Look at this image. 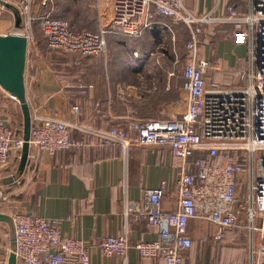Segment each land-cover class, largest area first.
Here are the masks:
<instances>
[{
	"label": "built area",
	"instance_id": "built-area-1",
	"mask_svg": "<svg viewBox=\"0 0 264 264\" xmlns=\"http://www.w3.org/2000/svg\"><path fill=\"white\" fill-rule=\"evenodd\" d=\"M34 1L18 0L14 5L22 16L28 40L34 39L32 24L37 22L31 15ZM249 2L250 11L240 12L229 6L227 15L217 19L210 12H193L184 0H110V24L101 25L99 30H77L65 18L50 15L39 19L49 48L86 56L104 52L110 33L141 36L155 15L166 16L174 24H184L190 29L183 68L186 107L179 116L136 119L127 127L105 129L31 113L30 146L37 152L55 155L72 147L87 146L84 137L73 136L72 126L92 136L95 146L119 145L124 154L135 145L166 149L181 162L175 178L178 206L174 211L162 208L167 180L157 187L146 188L143 215L157 229L158 238L136 243L126 235H107L91 244L80 237L63 235L58 218L15 212L12 216L17 264H92L94 246L104 256L122 257L124 262L134 248L143 258L183 264L193 244L192 220L214 225L217 231L213 237L219 240L227 230L239 226L243 214L251 230L247 264H264V0ZM3 8L0 4V17ZM213 20L231 22L235 28L234 42L248 47V64L232 70L230 84L208 79L212 62L200 56L196 26ZM77 89L88 94L91 85L80 81ZM71 111L77 115L80 106L74 104ZM23 144L19 128L0 120V168L21 158ZM242 152L243 158L239 156ZM219 156L225 159L224 163L213 162ZM36 160V153L30 151L27 165L35 164ZM1 176L0 170V179ZM241 187L246 190L242 196ZM124 211L128 214L130 206ZM10 251L0 244V254Z\"/></svg>",
	"mask_w": 264,
	"mask_h": 264
},
{
	"label": "crops",
	"instance_id": "crops-1",
	"mask_svg": "<svg viewBox=\"0 0 264 264\" xmlns=\"http://www.w3.org/2000/svg\"><path fill=\"white\" fill-rule=\"evenodd\" d=\"M49 1L52 2L34 1L36 18L44 15L56 17L49 11L53 10ZM184 3L196 13L210 12L217 19L227 15L229 6L241 12L251 9L249 0H184ZM221 23L232 25L218 20L206 23L204 40L198 30L200 56L212 62L208 79L230 84L229 79L225 81L220 74L246 66L248 47L234 42V30L217 38L219 32L216 31ZM5 33L0 27V34ZM190 37L186 25H176L170 18L157 15L139 37L109 35L107 41H110L113 52L92 59L104 57L103 60H107L111 56V66L102 74L99 68L81 73V81L90 84L91 89L88 94L80 95L75 93L70 81L61 79L45 62L30 66L31 52L42 42L29 40L25 79L31 113L105 129L127 127L136 119L177 117L186 107L183 68L185 47ZM184 38L185 45H182ZM74 104L80 106L77 115L71 111ZM21 116L18 100L0 85V120L18 127L23 136ZM71 132L74 137H84L89 144L55 155L37 152L30 146V151L37 156L35 164H26L24 171L20 172V158H17L0 168V212L13 215V211H20L58 218L63 235L80 237L91 244L107 235H126L132 243L157 239V229L143 215L145 189L157 187L162 180H167L162 208L176 210L175 178L180 172V160L159 147L135 145L124 154L119 145L95 146L92 136L83 134L74 126ZM127 205L131 209L128 214L124 211ZM243 220L246 221L244 214ZM201 222L216 229L208 222L192 220V238L200 233L195 226ZM258 240L256 233L255 241L258 243ZM0 244L10 248L9 227L3 221H0ZM207 252L208 248L193 251L191 246L183 264H206L202 259ZM9 254H0V264H8ZM91 257L92 264H167L162 258H143L134 248L129 250L126 262L122 257L104 256L95 246ZM247 257L249 246L243 245V264L248 263Z\"/></svg>",
	"mask_w": 264,
	"mask_h": 264
},
{
	"label": "rangeland",
	"instance_id": "rangeland-1",
	"mask_svg": "<svg viewBox=\"0 0 264 264\" xmlns=\"http://www.w3.org/2000/svg\"><path fill=\"white\" fill-rule=\"evenodd\" d=\"M4 1L11 3L14 6L15 2L18 0H4ZM50 5L53 6V10H49V11H51L54 15H56V17L65 18L66 20H68L69 24L74 29L77 30L78 29L99 30L101 28V25L108 26L112 18L110 0H52ZM31 15L36 18V15L34 13V8L32 10ZM41 17L42 16L37 18V22L33 21L32 24L33 25L32 33L34 39L42 42V45L39 47V45L37 44L38 48L35 51L31 52L30 66H34V65L36 66L42 61L45 62V65L47 64L53 69L57 68L59 71L63 73L65 77L67 78L71 77V79L75 77H80L81 73L85 72V70L87 69L91 72H94L96 68H99V71L102 74L104 73V71H106V68L107 69L110 68L112 63L110 62V60L112 59L111 56L108 57L107 60L109 61L107 62V60H103L104 57H101L99 59L94 58V60L92 59L93 57L102 56L101 54L93 55L90 57L79 53H65V52L54 51L51 48H49L46 44L45 36L40 26L39 19ZM14 20L15 18H14L13 10H11V8L4 6L2 16L0 17L1 30L7 33L12 32L14 30ZM206 25H207L206 23H200L196 26L197 30L200 31L203 40L205 38L203 36V33H204V29L207 28ZM231 30H235L233 24L227 25L221 23L219 25V31H216L219 32V34H217L216 36L217 38H222L225 36L224 35L225 32H229ZM112 34L113 33H110L109 35L112 36ZM185 38H187V36ZM185 38L183 40V44L182 41H180L182 45H185ZM109 42L106 46V52L111 51L112 53L113 50L110 47ZM90 60H92V62H90ZM42 64L44 65V63ZM233 69L235 68L221 72L220 74L225 81L227 80L228 82L229 79L228 83H231V75ZM210 70H208V73ZM19 121L21 123L20 125L21 128V126H23L22 116L21 118H19ZM242 158H243V152H242ZM245 191L246 190L243 189V187H241V189H239V195L242 196L243 193H245ZM13 213H15V211H13ZM195 227H198V229L201 231L199 234L193 237L194 238L192 245L193 251L200 247L208 248L207 255L205 257L203 256L202 261L205 260L206 264H243V245L245 247H248L251 237V230L249 229L248 221L243 220V216H241L239 226L235 229L228 230L227 233L224 234L225 237L223 236V238L219 240H216L213 237L217 231V229L215 228L213 229V226L201 222L197 224ZM248 258L249 257H247V259Z\"/></svg>",
	"mask_w": 264,
	"mask_h": 264
},
{
	"label": "water",
	"instance_id": "water-1",
	"mask_svg": "<svg viewBox=\"0 0 264 264\" xmlns=\"http://www.w3.org/2000/svg\"><path fill=\"white\" fill-rule=\"evenodd\" d=\"M0 3L11 8L15 16L14 30L9 33L0 34V85L18 100L22 109L24 144L21 152L19 170L23 172L30 152L32 125L31 108L27 100L25 79L29 40L23 31V19L18 10L4 0H0ZM0 221L6 222L9 227L11 252L9 254L8 264H17L13 216L0 212Z\"/></svg>",
	"mask_w": 264,
	"mask_h": 264
},
{
	"label": "trees",
	"instance_id": "trees-1",
	"mask_svg": "<svg viewBox=\"0 0 264 264\" xmlns=\"http://www.w3.org/2000/svg\"><path fill=\"white\" fill-rule=\"evenodd\" d=\"M192 10V9H191ZM194 12V11H193ZM196 13V12H195ZM185 50H186V47H185ZM106 52V49H105V51L104 52H102L101 53V55H103L104 53ZM186 54H187V51H186ZM53 69V68H52ZM54 70L58 73V75H59V77L61 78V79H67L68 80V82L70 81V83H71V85L74 87V89L76 90V94L77 95H80L81 93L78 91V89H77V85H78V82H80L81 81V79L83 78V77H75V78H73V79H71V77H65L64 75H63V73L61 72V71H59L57 68H54ZM227 74H229V73H227ZM73 80V81H72ZM83 80V79H82ZM77 81V82H76ZM216 81V80H215ZM76 82V83H75ZM232 156L233 157H236V154H232ZM239 156L242 158V154H239ZM213 162L214 163H217V164H219V163H224L225 162V159L223 158V157H221V156H219V157H216L214 160H213ZM233 229H235V228H233ZM230 230H232V229H230ZM228 231V230H227ZM227 231L225 232V233H227ZM225 237V236H224ZM190 250V249H189Z\"/></svg>",
	"mask_w": 264,
	"mask_h": 264
}]
</instances>
